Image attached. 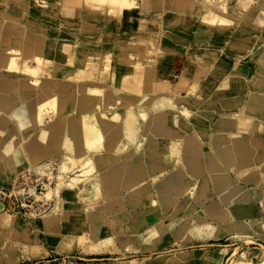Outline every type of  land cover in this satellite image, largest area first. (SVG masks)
Returning a JSON list of instances; mask_svg holds the SVG:
<instances>
[{"label":"rangeland","instance_id":"obj_1","mask_svg":"<svg viewBox=\"0 0 264 264\" xmlns=\"http://www.w3.org/2000/svg\"><path fill=\"white\" fill-rule=\"evenodd\" d=\"M164 1V7L160 11H155L149 18L140 17L139 13L131 11L123 12L124 10L120 12L115 10L113 12L117 15L120 13L119 16L115 14V16H111L113 12L111 13L110 10L107 12L108 10L104 9V7L107 8L105 5L96 9L89 8L88 11L89 3H84L82 13L87 11L88 14L86 20L83 21L80 16H75V18L69 14L64 17L59 16L56 2L47 0L48 6L45 8L46 14L43 21L47 38L44 54L51 59V62L46 66L45 74L40 75V80L44 84L49 82V86L46 88L51 89L58 85L71 83L68 78L55 75L53 62L66 63L69 58H73L75 66H81L85 63L86 56H92L101 64L96 69H92L93 75L86 77L85 82L90 83L91 87H101L102 92L107 94L113 90L130 92L132 89L130 93L134 95L133 88L129 90L128 76L134 73L138 74L136 77L142 79L152 76L153 83H156L159 89L163 90V85L171 86L167 94L158 97V99H166L171 106L158 110L150 104L147 108L142 105L143 98L139 97L138 100L132 98L133 101L131 99L129 103L120 108L123 120L127 115L126 111L132 109L139 113L140 106L146 108V110L144 109L147 115L145 121L141 120L137 124V126L140 125L137 140L135 143H130L131 145L126 140L125 147L127 149L120 150L116 144L115 149L112 148L113 150L110 149V151L103 148L104 152L101 147H99V151L96 146L95 152L98 151L87 153L86 159H83L84 157L76 159L65 154V161L61 163L60 160L59 162L46 161L45 172L40 174L34 173L35 171L30 167L23 166L14 182L9 171H6V175L3 174V179L2 177L0 179V182L4 183V185L0 183V186L3 187H0V264H188V261L182 262V256L192 262L191 264H198L200 261L196 257L198 254H205L206 257L216 252L221 257V264H264V202L254 183H240L248 178L254 169L245 172H240L238 168L229 169L231 170V172L229 171L230 176L232 175L231 179L240 186L239 190L251 191L250 201L247 205L250 211L240 219L232 217L227 206L220 201L207 169L204 170L203 177L194 179L196 182L193 180L185 195L181 194L180 189L181 193L175 189L171 192L172 195L168 194L167 198H170L172 203L177 201V203L174 202L175 207L173 204L167 205V207L161 202L164 199V195H162L164 192L161 189H165V185L172 183L173 180L179 184L175 175L182 163L180 155L175 154L181 152L179 150L183 145L181 143L175 149L172 142L176 139V141L182 142L191 134L196 139L198 133L201 132L202 127L194 124L191 121L192 117H207V126L204 129L208 130L211 135L229 132V134L233 133L239 137L258 136L264 139V116H254L249 112L251 97L264 93V58L260 56L262 50L264 52V24H255L254 18L252 19L253 13L259 10L264 11L263 0L250 1L252 6L248 5L246 8L241 7L240 0ZM78 2L67 1L63 2L61 6L71 7L74 5L73 7H76L77 13H79L82 0ZM204 2L206 7H204ZM145 3L149 4L150 2ZM36 5L43 9V4L41 5L36 0H4V2H0V11L5 8L10 10L14 16L10 14L9 17L8 13L4 14L3 12L4 16L6 15L5 17L10 19L16 17H22L23 20L28 17L33 19L31 14H33V7L37 8ZM223 6L229 8L228 19H231V22L218 28L209 22V17L205 18V16L208 13L221 14ZM141 11L139 9L138 12ZM89 13H91V18H89ZM244 31H246V36L251 39L252 47L243 62H246L243 64L244 67H238L235 55L229 48L233 40L244 35ZM64 43H69L68 47H64ZM173 48H180L183 53H191L195 57L189 65L191 69L186 70V73L191 75L188 77L191 79V84L198 79V89L195 94L189 91L184 96L180 93L173 94L174 84L177 81L175 79L178 77L177 70L173 65L177 51ZM209 56L213 59H207ZM32 61L34 60L32 59ZM32 61H30L31 65H34L35 61ZM108 62L112 66L108 73L103 75L101 70L105 69ZM243 69L246 70L245 75L240 71ZM47 77L49 79H46ZM254 83L258 86L256 87ZM150 86V83H147L143 88L141 84L140 88L135 89H140L139 94H142L143 89L145 92H149ZM172 88L173 90H171ZM164 92H152V94H163ZM123 93L129 95L126 92ZM77 96L78 94H73L74 98ZM101 100L100 103L98 102L99 107L95 106L94 110L93 105L96 103L91 104L90 111L92 113L99 114L102 110L104 97ZM228 102L230 105L226 106L225 104ZM115 108L117 107H110L112 110ZM75 111L71 114L75 115ZM157 115L167 119L168 126L173 127V134L168 137L162 133L154 134L153 136H157L160 141L154 140L152 136L144 140V134L149 129L148 127L153 126H151V121L157 119ZM0 116L4 117L1 114ZM225 116L243 118L245 124L238 128H217L216 123ZM5 117L12 120L8 115ZM67 118L65 116L60 120ZM50 119L49 116L46 118V126L51 125ZM262 125L263 128H261ZM121 127H123L122 124ZM146 134L148 136V133ZM120 139L122 140V138ZM123 141L124 138L122 141L119 140V143ZM199 142L203 155L216 157L210 147L211 142L208 146H203V144L205 145L203 140ZM137 146H140L139 150H136ZM132 150L137 154L136 156L144 154L141 155L143 159L140 158L148 170L146 171L148 176L145 175L146 183L151 185L155 195L158 194V197H155L161 209L159 208L155 220L153 219L154 221L150 223L144 221L145 217H143V211L145 212L147 207H134L132 204L133 201L140 199L139 191L142 186L128 188L130 191L123 189L124 209L120 213L106 210V199L96 194L94 196L88 188L103 172L101 170L103 167H99V169L97 166L100 165L95 162L99 155H106L110 161L115 160V163L112 161L111 165L109 163L106 167L118 166L127 161L129 158L127 155L132 154ZM168 150L174 154L167 160L163 154ZM127 151L130 154H126ZM156 151H158L157 154ZM117 154H121L118 155L119 159ZM93 155L95 158H92ZM6 157L8 156H0V160L3 161ZM169 159L172 160L169 161ZM90 161L93 162L90 164ZM175 163L178 164L177 167ZM94 164L95 166H93ZM63 166L67 170L63 169ZM91 168H94L95 171ZM88 170L90 173L85 172ZM159 183L163 184L162 187ZM70 185L73 187L70 188ZM156 185L160 187L158 188ZM200 192L204 197L199 195ZM128 195L129 197H127ZM197 196L200 198L197 199ZM85 198L87 199L85 200ZM213 202L220 208L217 219L209 214L204 216V210ZM117 205L119 204H115V207ZM163 209H166L167 212ZM224 217L227 218L224 219ZM139 218L142 221L138 222ZM5 220L10 221L11 225L4 224ZM198 220L203 226H220V229L228 231L218 238L187 241L176 238L169 230L170 225L187 221L184 228L186 233ZM134 223L137 226L133 228ZM95 224L99 228L96 230L101 232L100 236L96 235L98 232H95ZM227 225H236L239 228L231 226L227 229ZM155 231H162L164 234L153 248L146 247L145 242L144 245L137 243V236L142 234L145 238ZM204 256L202 258H205Z\"/></svg>","mask_w":264,"mask_h":264},{"label":"bare ground","instance_id":"obj_2","mask_svg":"<svg viewBox=\"0 0 264 264\" xmlns=\"http://www.w3.org/2000/svg\"><path fill=\"white\" fill-rule=\"evenodd\" d=\"M36 1H39L41 5L43 4L42 8L44 10L46 6H48L47 0H36ZM209 1L210 0H205V2H209ZM250 1L257 2V0H240L239 4L241 5L242 8H246L248 5L251 4ZM54 2H56L57 7L61 6V0H54ZM205 2H204V7H206ZM262 2L264 6V0ZM84 3H89V7L87 8L88 11H89V8L96 9L98 7L105 5L107 8L104 7V9L108 10L107 12H109V10L111 13L115 10L119 12L121 10L122 11L124 10L123 12L131 11L132 13H139L140 17H143V18L150 17V10H148L150 8H148L146 4L142 2V0H84ZM162 7H164V0H154L152 10L160 11ZM139 9H141L142 11L138 12ZM57 13H59L58 9H57ZM87 14H88L87 11L82 13L80 15L81 20L85 21L87 18ZM114 14L115 12H113V15L111 14L110 15L111 16L117 15V14L115 15ZM119 14L117 16H119ZM69 15L75 18L73 13H70ZM90 15L91 13H89V18L92 17ZM229 15H230L229 8L227 6H223L221 14L208 13L205 16V18L209 17L210 19L209 22L212 24H215L219 28L231 22V19L230 20L228 19ZM7 16L10 17V14H7ZM7 19H9V23L8 25H6L5 29L8 31L5 33V37H4V34L0 36V39L2 40V41L0 40V75H2L4 72H8V74L10 73L18 74L21 76V78L18 80V83H14L13 85L14 87L12 85H8L6 87L13 92H18L19 100L9 99L6 96H1L0 97V109L3 111L2 112L0 111V114L7 113L10 111L13 112L15 110L12 113V115L11 113L10 115L9 114L7 115L15 123H18L20 127L23 129L22 132L26 134L23 136V138H27L28 136H30L31 133L36 128L38 129V133L35 136V139H37V141L32 140L27 145L26 149L29 154V159H25L23 158L22 147L10 146V140L13 138L14 135L8 130L2 133L0 132V137L1 138L3 137L2 138L3 140L0 142V155L5 156L9 154L8 157H6V159H4L3 161H0V179L3 174L6 175V171H9V175L11 176V178H13V182H14L15 178L18 175V172L21 170V167L23 168V166L30 167V169H33L35 171L34 173H38V174L43 173L45 172L44 170H45L46 161L50 160V161L59 162L60 160V163H61L65 161V157H64L65 154L73 158H76V159L77 158L81 159L83 157H84L83 159H86L85 156L87 155V153L95 152L96 146H98L96 147L98 148V150H99V147H101L102 149L105 148L106 150L110 151V149L111 150L115 149L114 147H116L115 145L117 144L118 149L120 150L122 148L127 149V147H125L126 140H128L127 143L129 144L135 143L136 142L135 140H137L136 139L138 135L137 133H139L138 128L140 126V125L137 126V124L141 122V120L146 119V116H147L145 112L146 108H142L140 106L139 113L134 112L132 109L126 111L127 115L124 120L122 119V116H121L122 110L120 108H122L124 105L129 103L132 98L134 99L137 98L138 100L139 97L143 98L142 105L147 106V108H148V105L150 104L153 106L154 109H158V110L159 108H165L169 106V102L166 99H163V98L158 99L159 96L161 97L162 95L167 94L168 90L165 91L163 94L162 93L152 94L150 93V90L149 92H145V90L143 89L142 94H139L141 90L135 89V88H140L141 84L143 85V88H144L145 84L152 83L154 80L152 76L146 77V79L145 78L142 79L141 77L140 78L136 77L138 74H135V73L132 75L130 74L128 76L129 90L130 88H133V92L135 94L138 93L137 95L135 94L133 95V93H130L132 89L130 90V92L123 91L129 94L127 95L121 91H116V90H113L112 92L107 94L106 92H102L101 87H91L89 85L90 83L87 84L85 82L86 77L88 78L89 75H93L92 69H96L101 64V63H98L96 59H94L92 56H86L87 58L85 60V63L82 64L81 66H75L73 58H69L66 63L53 62L54 64L53 70H54L55 75L60 76L61 78H68V80H70L71 83H67L66 85H58V87L56 86L57 88L56 87H52L51 89L46 88L49 86L48 85L49 82L48 83L46 82L44 84V82L40 80L41 76L45 74L46 66L51 62V59L46 57L44 54L45 42L47 39L46 35L43 36L44 38L43 40L41 39V41L40 40L37 41L36 38L33 39L32 31L31 30L27 31V27L24 28V25L22 24V18L16 17L13 19L12 18L11 19L7 18ZM252 19L254 20L255 24L263 25L264 24V11L263 10H259L258 12L256 11V13L252 14ZM243 34L244 35H241L239 39L236 38L234 43L230 41L233 51L238 52V53H244L246 50H249L252 47L251 45L252 41L250 38L246 36V31H244ZM63 45L64 47H68L69 43H64ZM97 55L100 56V54H97ZM260 56L264 58L263 50ZM32 59L35 61L34 65H31L30 61H32ZM111 66L112 65L108 62L105 66V69L101 70V73L103 75H105V73H108ZM0 79H1V76H0ZM46 79H49V78L47 77ZM254 85L256 87L258 86L257 84H254ZM1 86H3L2 83H0V88ZM136 86H139V87H136ZM197 89H198V79L193 82V84L190 86L188 91L190 93L195 94L197 92ZM32 94H35L36 100H37L35 113L31 112L30 110L31 107L29 108V106L25 105L28 98ZM73 94H78V96L74 98ZM103 97H104V103L102 106V110L99 112V114L92 113L90 111V109H92L90 108L92 107L91 104H93L94 102L96 103L95 105H93V110H94L95 106L99 107V103L102 101L101 99ZM17 101H19L20 104H17ZM225 105L229 106L230 103L228 102ZM110 107L111 108L117 107V108L112 110L110 109ZM74 110H76L75 111L76 113L75 115H72L71 113H73ZM249 112L250 114L254 116L255 115L264 116V98L256 94L253 95L252 104H250V107H249ZM48 116L51 117L50 119L51 125L46 126L45 125L47 122L46 118H48ZM65 116H67L68 118L66 120L61 121L60 119H62ZM157 117H158L157 119L151 121V126L152 125L153 126L151 128L148 127L149 129H147V132H146L148 133V136L145 133L144 140L150 136H152L154 140H159L157 139V136H153L154 134L162 133L167 137L173 134V129H172L173 127L168 126L169 123L166 121L167 119H165L164 117H161V115L160 116L157 115ZM191 121L197 126L202 127L201 132L198 133V137L195 136L197 137L196 139L191 134L190 137L185 138L182 142L176 141L177 139L172 142V145L174 146V148L181 143H182L181 145H183L181 147V150H179L181 151L180 153L175 150L176 148L174 149L177 152V154L175 155L177 156L180 155V160L182 163V166L179 168V170L177 171L175 175L177 176V180H179V184H177V182L173 180L172 183L165 185V187L163 186L165 189L160 188L161 191L164 192V194H162L164 195L163 197L164 199L161 202H163V205L171 206L173 204V207H175L174 202L177 203V201L174 198L175 201L172 203L169 200L170 198L169 199L167 198L168 194L169 193L171 194V192L175 189H178V190L180 189L182 193L180 190L179 192L185 195V192L187 193V189L190 188L191 183H193V180L203 177V172L205 169H207L209 177L213 183L214 190L216 193H218L220 201L223 204H225V206H227L232 217L236 219L242 218L250 211L248 210L249 207H247V205L250 201L251 191L250 190L240 191L239 184L236 185L234 181L231 179L232 175L230 176L229 171L231 172V170L229 169L238 168L240 172L241 171L245 172L250 169H254V171L249 174L248 178L244 179L243 181H240V183H245V184L254 183L255 186L258 188V193L261 195V198L264 202V146L261 144L260 141L250 139V142H247V140H245L246 138L237 137L235 134H232V133L229 134V132L228 133L219 132L218 134L211 135L208 132V130L204 129V127L207 126V121H208L207 117H200V116L192 117ZM4 122H5L4 119H0L1 124H4ZM121 124L123 125V127H121ZM244 124H245V121L243 118L237 119L235 117L225 116V117H222L218 121L217 128H233V127L238 128V127L243 126ZM27 127L29 128L25 130ZM121 128L123 129V131H121L122 130ZM120 138H122V140L124 138V141L119 143V140L122 141ZM144 140H143V143H144ZM201 140L205 141V145L203 144V146H208L209 143L211 142L210 147L215 153L216 158L209 157L201 153V150H202L201 143L199 142ZM138 147L140 146H137V149L136 148L135 149L139 150ZM98 150H96V152ZM157 152L158 151H156V154ZM125 153L130 154L128 151ZM133 153L130 155H127L129 156V158L123 164L118 165V166H110V167H106V166L109 165V163L112 162L113 160L110 161V159L106 157V155L105 156L99 155L95 159V162L96 164L100 165V166H97L98 168L103 167L101 169L103 172L100 174V177L94 181V183L92 182L91 184L90 182L92 186L90 185L91 187L89 186L88 188H90L89 192L93 194L94 196L96 194L97 196H101L102 198L106 199V203H105L106 210H108L109 212L116 211L120 213L124 209L123 201L125 200V198L122 197L123 189H126L127 191L128 188H132V187L135 188L136 186H142V188H140L141 190L139 191L140 199H138L137 201H133L132 204L134 207L135 206L137 207L146 206L147 207L146 211L145 212L143 211V214H144L143 217H145L144 221H146L147 223H150L151 221L155 220L154 218L156 217L157 212L160 208L159 205L157 204L158 201L155 197L158 194L155 195L151 185L146 183L145 175L147 174L146 171L148 170H147V167L143 165L144 162L142 163L143 158L141 157V155H144V154H141L140 152H138V154H141V155L136 156L137 154L134 153L133 155ZM173 154L174 153H170L168 150V152H164L163 155L165 156L164 158L168 160V158H170V156ZM118 155H121V154H117L116 156ZM55 157H59V158H55ZM93 157L94 155L92 156V158ZM117 158L119 159L120 157L118 156ZM158 158L160 160V157ZM162 160H161V163H162ZM170 160L172 159H169V161ZM72 161L74 163V160ZM114 161L112 163H115ZM92 162L90 161V164ZM154 164H150V165H154ZM93 166H95V164ZM177 166L178 164L176 165V167ZM63 169H66V167H64ZM154 169L156 168L154 167ZM91 170L95 171L94 168L93 169L91 168ZM85 172L90 173L89 170L88 172L87 171ZM173 178H176V177H173ZM155 179H158V178H155ZM170 179L172 180V178ZM160 185L162 187L163 184H160ZM72 187L73 186H71L70 188ZM157 187H156V190H158ZM51 192H49L50 195H51ZM77 192H80V191H77ZM180 193L179 195H181ZM199 195L202 196L203 195L202 192H200ZM200 196H197V199H199ZM127 197H129V195ZM86 199L87 198H85V200ZM128 199H132V198H128ZM115 204H119V205L115 207ZM130 204L129 206H131ZM167 209L169 210V208ZM219 209L220 208L216 205V203L213 202L204 210V216H206V214H209L212 217L217 219V217L219 218L218 216ZM164 211L167 212L166 209ZM143 214H140V215H143ZM140 218L138 219V222L139 220L142 221V219ZM225 218L227 217H224V219ZM186 222L187 221H183L179 224L170 225L169 226L170 232L174 234V236H176V238L178 239H185L187 241H196V240H204L206 238H211V237L218 238V237L225 235V233L228 231V230L220 229L221 228L220 226L219 227L203 226L201 222L198 220L196 224L188 232L185 233L184 228H185ZM4 224L11 225V222L5 220ZM136 226L137 225H135L134 223L133 228ZM231 226H228L227 229L231 228ZM125 227L124 229L127 228ZM232 228H239V227L234 225L232 226ZM96 229L99 230V228H97V225L95 228V232H98ZM100 233L98 232L96 233V235L97 234L99 235ZM163 234L164 233H162V231H155L152 235H149L145 238L141 234L136 237V241L137 243L143 244V245L145 242L146 247L153 248L157 244L158 240L161 238ZM96 235L94 236L95 238H96ZM181 260L182 262L188 261V259L185 258V256H182ZM206 262H208L209 264H218V263L221 264V257L219 256V253L216 252L211 255H207L205 258H202L200 261L201 264H204Z\"/></svg>","mask_w":264,"mask_h":264},{"label":"crops","instance_id":"obj_3","mask_svg":"<svg viewBox=\"0 0 264 264\" xmlns=\"http://www.w3.org/2000/svg\"><path fill=\"white\" fill-rule=\"evenodd\" d=\"M2 1L4 2V0H0V2H2ZM67 1H69L70 3H73V2L79 3L78 1H81V0H61V4L63 2L65 3ZM153 1L154 0H142V2H144V3L145 2H150L149 4L145 3L146 6L148 8H150V9H148V10H150V16H152L153 13L155 12L154 10H152V6L154 4ZM65 6L66 5H64L63 7L62 6L58 7V11H59L58 15L59 16H63L64 17V16H67L70 13H73V15L77 17V16H80L82 14V10L84 11V0H82V7H81V10H80L79 13H77L76 7H73L74 5H71V7H68V6L65 7ZM3 12H4V14L6 12L8 14H11L12 16H13V13H11L10 10L8 11V9H6V8L2 9L0 11V36H2V34H4V37H5V33L8 31L5 28H6V25H8V23H9V19H7L4 16ZM32 13L33 14H31V15L33 16V19H30L28 17V15H27L28 19L27 18H26V20L22 19V24L24 25V28L27 27V31L28 30L32 31L33 39L36 38L37 41L38 40L41 41V39L42 40L44 39L43 36L46 35V33H45V25L43 23V21L45 19V10L41 9L40 7H37V8L33 7V12ZM234 41L235 40H233L232 42L234 43ZM229 49L235 55V61H236L237 66L238 67H244L243 64H245L246 62L245 63H243V62L246 59V57L248 56L249 51L251 50V48L249 50H246L244 53H241V54L238 53V52L233 51V49L231 47V44H230V48ZM173 50L177 51L176 55L174 57V64L173 65H174L175 70H177V73H178L177 76L178 77L175 79V80H177V81H175V84H174L175 89L173 90V88H172L171 90H173V94L176 93L174 95H177V94L180 93V94H182L184 96L187 93V91L190 88V86L192 85L190 83L191 79L188 78V77H191V75L187 74L186 70L191 69L189 67V65H190L191 62L194 61L195 57H193L191 55V53H183L182 51H180V50H182L180 48H178V49L173 48ZM240 55H241V57H240ZM207 59H213V58L209 56ZM240 71L244 75L246 74V70L243 69V70H240ZM12 75H13V77H12ZM0 76H1L0 83L3 84V86H1V88H0V97L1 96H6L9 99L19 100L18 92H13V91L9 90L6 87L8 85H12L13 86L14 83H18V80L21 78V76L18 75V74H14V73L8 74V72H4ZM150 85H151L150 86V88H151L150 89V93H152V92L153 93H158V92L162 91L161 89H159V87L156 85V83L152 82V83H150ZM163 87H164L163 91H167V90H169V88H171V86H168V85H163ZM183 90H185V91L183 92ZM259 96L264 98V93L259 95ZM36 101L37 100H36L35 94H32L28 98L27 102L25 103V105L29 106V108L31 107L30 110H31L32 113H35V108H36V103H37ZM17 104H20L19 101H17ZM250 104H252V97H251ZM22 105H24V104H22ZM19 106H21V105H19ZM0 111L2 112L3 110L0 109ZM13 112L10 111V112H7V113H1V115H3V114L7 115V114H10V113L12 115ZM5 115H4V117L0 116V119H4L5 120L4 124L0 123V132L2 133V132H5L7 130L10 131L14 135L13 138L10 140V146H12V147H22V149H23V158L29 159V154L27 152L26 147H27V145L29 144L30 141H32V140L37 141V139H35V136L38 133V129L37 128L34 129V131L31 133V135L28 136L29 138L28 137L27 138H23V136L26 135V134L22 132L23 129L20 127V125L18 123H15L13 120H8L5 117ZM217 123H216V127H217ZM28 128L29 127H27L25 130H27ZM261 128H263V125L261 126ZM237 137H239V136H237ZM2 138L0 137V142L3 140ZM242 138H246L245 140H247V142H250V139L251 140L254 139V140L260 141L261 144L264 146V139H262V138H260L258 136H252V138H248V137H242ZM8 155H5V156H8ZM0 161H2V160H0ZM1 184L4 185V183H1ZM0 187L3 188L2 186H0ZM3 234H5V233H3ZM204 255L205 254H198V256H196V257L201 261L202 256H204ZM200 261L198 262V264H200ZM191 263L192 262H189V260H188V264H191Z\"/></svg>","mask_w":264,"mask_h":264},{"label":"water","instance_id":"obj_4","mask_svg":"<svg viewBox=\"0 0 264 264\" xmlns=\"http://www.w3.org/2000/svg\"><path fill=\"white\" fill-rule=\"evenodd\" d=\"M0 210H1V205H0Z\"/></svg>","mask_w":264,"mask_h":264}]
</instances>
